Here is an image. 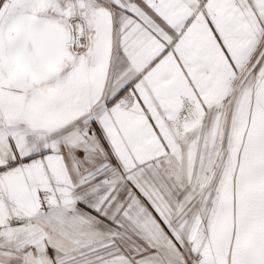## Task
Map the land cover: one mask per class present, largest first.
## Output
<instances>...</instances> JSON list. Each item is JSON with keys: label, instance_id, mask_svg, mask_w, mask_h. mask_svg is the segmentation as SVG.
Returning <instances> with one entry per match:
<instances>
[{"label": "snow or ice", "instance_id": "6c2138e0", "mask_svg": "<svg viewBox=\"0 0 264 264\" xmlns=\"http://www.w3.org/2000/svg\"><path fill=\"white\" fill-rule=\"evenodd\" d=\"M0 264H264V0H0Z\"/></svg>", "mask_w": 264, "mask_h": 264}]
</instances>
